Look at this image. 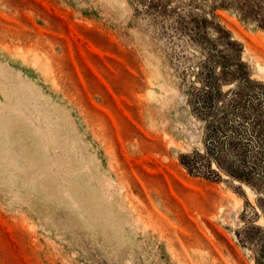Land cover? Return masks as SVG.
Wrapping results in <instances>:
<instances>
[{
  "label": "rangeland",
  "instance_id": "374dc122",
  "mask_svg": "<svg viewBox=\"0 0 264 264\" xmlns=\"http://www.w3.org/2000/svg\"><path fill=\"white\" fill-rule=\"evenodd\" d=\"M0 264H264V0H0Z\"/></svg>",
  "mask_w": 264,
  "mask_h": 264
},
{
  "label": "trees",
  "instance_id": "16d2710c",
  "mask_svg": "<svg viewBox=\"0 0 264 264\" xmlns=\"http://www.w3.org/2000/svg\"><path fill=\"white\" fill-rule=\"evenodd\" d=\"M218 126H219V124H218Z\"/></svg>",
  "mask_w": 264,
  "mask_h": 264
}]
</instances>
